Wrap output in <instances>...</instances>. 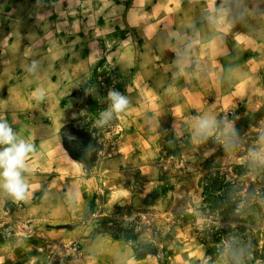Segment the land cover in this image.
<instances>
[{"label":"rangeland","instance_id":"1","mask_svg":"<svg viewBox=\"0 0 264 264\" xmlns=\"http://www.w3.org/2000/svg\"><path fill=\"white\" fill-rule=\"evenodd\" d=\"M0 117L36 148L0 264H264V0H0Z\"/></svg>","mask_w":264,"mask_h":264},{"label":"clouds","instance_id":"2","mask_svg":"<svg viewBox=\"0 0 264 264\" xmlns=\"http://www.w3.org/2000/svg\"><path fill=\"white\" fill-rule=\"evenodd\" d=\"M215 15H209L208 20L212 24H216L223 18L224 12L212 9ZM35 70V62L30 71ZM42 99V94L37 97ZM109 99L111 108L100 114L101 119L98 123H106L113 113L124 112L129 104L128 99L119 92H110ZM217 130V123L213 118H199L195 124L194 132L200 140L207 139ZM223 134H235L231 123H226L223 128ZM36 152L35 145L29 140L22 139L9 123L0 117V189L6 192L17 201H24L31 195V185L28 183L25 173L30 172L28 160L32 154ZM254 160H264V153L257 152L253 154Z\"/></svg>","mask_w":264,"mask_h":264},{"label":"trees","instance_id":"3","mask_svg":"<svg viewBox=\"0 0 264 264\" xmlns=\"http://www.w3.org/2000/svg\"><path fill=\"white\" fill-rule=\"evenodd\" d=\"M111 79H118L117 75H115L114 73H110V74H103L100 76H97L95 79V85H98L100 87V95L103 96V98L106 100H110L109 99V93L110 92H119V85H112V81ZM71 143L73 144H80L82 142L79 141H75V140H71ZM221 184V183H220ZM217 188V189H216ZM209 187V190L211 191V196L213 197H220V198H225L226 194L228 193L227 191H229V188L224 185L223 183L219 186V187ZM232 200H236L235 198L230 199V202L228 203L227 206L234 208L235 204L232 203ZM135 251L137 253L138 258L143 259L145 258L147 255H152L153 254V250L151 249V246H140V245H135Z\"/></svg>","mask_w":264,"mask_h":264},{"label":"crops","instance_id":"4","mask_svg":"<svg viewBox=\"0 0 264 264\" xmlns=\"http://www.w3.org/2000/svg\"><path fill=\"white\" fill-rule=\"evenodd\" d=\"M122 260H120L119 262H117V264H126L129 260H130V256L127 255V258L126 256H123L121 257Z\"/></svg>","mask_w":264,"mask_h":264}]
</instances>
